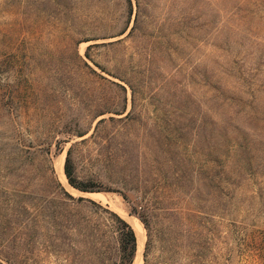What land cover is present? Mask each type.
<instances>
[{
	"label": "rangeland",
	"instance_id": "374dc122",
	"mask_svg": "<svg viewBox=\"0 0 264 264\" xmlns=\"http://www.w3.org/2000/svg\"><path fill=\"white\" fill-rule=\"evenodd\" d=\"M109 211L131 264H264V0H0V264H116Z\"/></svg>",
	"mask_w": 264,
	"mask_h": 264
},
{
	"label": "trees",
	"instance_id": "16d2710c",
	"mask_svg": "<svg viewBox=\"0 0 264 264\" xmlns=\"http://www.w3.org/2000/svg\"><path fill=\"white\" fill-rule=\"evenodd\" d=\"M89 44L87 45V47ZM68 157L67 155L65 156L64 159V164H63V171L64 174L67 178V181L70 185L73 187L79 189V190H85V191H92V190H99L100 187H92L88 185H83V184H77L73 181L71 178V173L67 165ZM120 183L123 181V177H121ZM108 189V188H107ZM67 196L70 198L71 195L65 192ZM124 194V193H122ZM76 199H81V197H77ZM111 215H113L114 221L111 223V228L114 231L115 235V241H116V247H117V262L116 264H131V261L133 259V256L135 255L134 252H136L137 249V239L135 232L131 225L124 220L122 217L118 216L116 213L109 211ZM137 214L138 218L140 221L143 223L144 226H146V220L144 217L138 213Z\"/></svg>",
	"mask_w": 264,
	"mask_h": 264
},
{
	"label": "bare ground",
	"instance_id": "6f19581e",
	"mask_svg": "<svg viewBox=\"0 0 264 264\" xmlns=\"http://www.w3.org/2000/svg\"><path fill=\"white\" fill-rule=\"evenodd\" d=\"M55 172H56L58 179L62 182V184L66 187V189H69L70 191H76L74 188H72L66 182L65 175H64L63 169H62V157H60V156L55 162ZM78 193L88 195V196H95V195L99 196L100 195L99 193H83V192H79V191H78ZM133 226L135 227V225H133ZM137 243H138V250H139V248L141 247V244H142V240H141L140 236L138 235V232H137Z\"/></svg>",
	"mask_w": 264,
	"mask_h": 264
}]
</instances>
